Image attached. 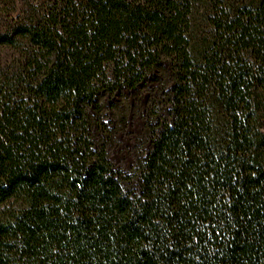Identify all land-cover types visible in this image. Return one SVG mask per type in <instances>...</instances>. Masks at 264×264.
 <instances>
[{
    "label": "trees",
    "instance_id": "1",
    "mask_svg": "<svg viewBox=\"0 0 264 264\" xmlns=\"http://www.w3.org/2000/svg\"><path fill=\"white\" fill-rule=\"evenodd\" d=\"M0 264H264V0H0Z\"/></svg>",
    "mask_w": 264,
    "mask_h": 264
},
{
    "label": "rangeland",
    "instance_id": "2",
    "mask_svg": "<svg viewBox=\"0 0 264 264\" xmlns=\"http://www.w3.org/2000/svg\"><path fill=\"white\" fill-rule=\"evenodd\" d=\"M150 93L151 89L141 92L132 114L126 121V126L115 135L114 143L107 151L108 159L115 169L127 172L135 163L136 146L141 140L146 122V104Z\"/></svg>",
    "mask_w": 264,
    "mask_h": 264
}]
</instances>
